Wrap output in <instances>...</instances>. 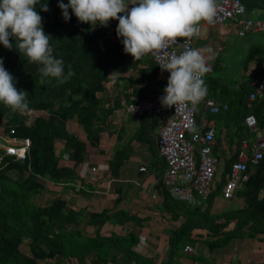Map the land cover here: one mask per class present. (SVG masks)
<instances>
[{
	"label": "trees",
	"instance_id": "obj_1",
	"mask_svg": "<svg viewBox=\"0 0 264 264\" xmlns=\"http://www.w3.org/2000/svg\"><path fill=\"white\" fill-rule=\"evenodd\" d=\"M68 2L64 0L65 4ZM41 3H47L49 8L44 12L38 6L37 11L43 17L45 32L52 37L53 54L64 61L65 74L71 70L75 75L66 83L58 84L55 78L41 76V65L28 63L27 58L15 48L8 50L0 44L4 67L16 78V87L28 93L31 109L21 115L0 103V129H14L18 136L31 139L26 159L3 156L0 165V264H39L40 260L57 255L64 258L85 257L94 250L96 255L88 264H108L110 260L114 263V255L111 256L113 247L119 248L138 264H158L134 250L139 241L136 231L124 236L113 233L103 236L97 232L93 237L84 238L79 230H70L66 226V222H78L82 211L73 208L65 210L66 202L59 198L44 206L28 203L30 192H41L48 181L75 179L87 144L73 132L71 119L82 125L91 145L95 146L105 138L112 108L105 106L107 102L99 93L112 74H116L114 81L119 87L123 82V75L119 74L127 73L131 67L144 78L143 83L124 84L125 89L117 95L116 103L164 94L168 82L160 78L161 68L152 54L134 61L130 54H125L124 46L104 36L106 27L93 31L91 24L80 23L71 9V19L66 22L58 6L59 0H41ZM12 43L15 44L14 39ZM255 103L264 104V99ZM261 117L257 115L263 127L264 119ZM58 139L65 141L60 154L55 147ZM65 153L73 160L70 166L59 165ZM243 182L246 206L222 215L225 223L237 220L230 230H224L219 222L209 224V219L217 220L221 215L213 219L208 216V209L191 207L186 202L173 199L165 191V204L177 214L187 212V219L170 236L166 258L159 264L176 263V257L191 242V231L195 226L207 228L211 237L223 234L215 240L205 241L209 250L224 246L235 237L264 234V157L256 164L255 172ZM113 217L118 222L131 219L124 211L110 213L105 210L91 213L89 223L100 227ZM24 241L29 244V253L24 251ZM200 259L201 256H197L196 260Z\"/></svg>",
	"mask_w": 264,
	"mask_h": 264
},
{
	"label": "crops",
	"instance_id": "obj_2",
	"mask_svg": "<svg viewBox=\"0 0 264 264\" xmlns=\"http://www.w3.org/2000/svg\"><path fill=\"white\" fill-rule=\"evenodd\" d=\"M126 2L132 3V0H126ZM242 2L249 16L254 15L253 19H264V0H242ZM131 7L133 5H129V9ZM237 29L238 27L232 21L203 25L202 33L195 40V44L197 49L205 55L207 66L211 70L219 64L217 60L219 58L216 55L225 51V43L232 34H238ZM250 42L253 43L248 52L247 61L244 60L243 47L240 53L242 55L238 57L241 63L239 75L242 81L228 88L226 85L221 86L219 79H215L210 86H207L206 96H214L228 103L229 109L211 114L203 111L202 101L197 106L198 113L215 125L217 145L214 152L220 160L217 186L201 210L208 209V216L213 219L221 215V218L217 220L208 219L210 225L219 222L224 230L232 229L237 224V220L225 223L222 215L229 210L236 211L246 206L243 181L256 170V165L249 168L246 179L239 183L233 198L223 197L222 189L227 179L229 165L236 160L241 141L244 138L254 139L258 135L257 132L248 131L244 125V116L249 110H254L256 116L262 115L261 118L264 119V104L255 103V101L251 103L248 99L256 78L264 74V39L254 36ZM224 74L226 76V71ZM111 76H113L111 80L113 90L119 94L124 85L117 86L114 81L116 74ZM160 78L166 80L162 71ZM229 90H232L233 96L227 99L225 95H228ZM163 95L165 93L152 94L150 97L160 98ZM231 104H235L234 114L238 121L235 115L230 113ZM105 106L112 108V112L108 118L105 138L100 139L95 146L89 143L82 125L76 119H71L73 132L87 144L84 160L76 169L75 179L60 182L48 181L43 190L37 193L38 196L34 198V202L44 206L54 198H59L66 202L65 210L73 208L82 211L83 215L78 222H66V226L70 230H79L84 238L93 237L97 232L103 236H109L112 233L124 236L131 231H136L139 233V241L134 246V250L142 256L154 259L159 264L166 258L170 236L180 229L187 219V212L177 214L168 204H165L167 190L163 185V170L166 163L159 154L156 144L163 122L155 115L131 114L121 102L105 103ZM64 143L65 141L61 139L55 141L57 154H60ZM72 162L71 155L65 153L61 156L59 165L70 166ZM143 166L146 167L145 170L141 169ZM93 167L98 169L94 172ZM81 169L85 170L84 176L79 173ZM105 210L110 213L124 211L131 216V219L118 222V219L113 217L100 227L89 223L91 213ZM204 219L206 220L205 216ZM210 235L207 228L195 226L191 231L194 243L192 241L188 243L193 246V251L183 250L176 257L175 264H264V234L235 237L228 244L216 246L212 250H209L205 241L215 240L223 234L216 237ZM23 246L24 251H29L27 241L23 243ZM95 255V250L85 257L78 258H64L57 255L40 260L39 264H88ZM112 255H114V263L110 260L108 264H138L117 247L112 248ZM197 256H201V259L196 260Z\"/></svg>",
	"mask_w": 264,
	"mask_h": 264
},
{
	"label": "clouds",
	"instance_id": "obj_3",
	"mask_svg": "<svg viewBox=\"0 0 264 264\" xmlns=\"http://www.w3.org/2000/svg\"><path fill=\"white\" fill-rule=\"evenodd\" d=\"M129 5L133 7L129 9ZM38 6L49 11L48 4L41 0H0V44L8 50L15 48L28 63L41 65L42 77L66 83L75 73L69 70L65 74L64 61L54 56L52 37L45 32ZM58 6L66 22L71 19L69 9L80 23L93 26L107 27L111 20H118L117 36L122 38L125 54L134 61L147 54L157 55L178 38L197 36L201 21L215 22L218 7L217 0H69L67 4L59 0ZM159 66L162 72L170 73L165 95L160 97L162 106H175L176 112L181 108L194 111L207 94L204 76L211 69L205 55L191 48L160 59ZM27 97L26 91L16 87V78L0 58V103L24 115L31 111Z\"/></svg>",
	"mask_w": 264,
	"mask_h": 264
},
{
	"label": "built area",
	"instance_id": "obj_4",
	"mask_svg": "<svg viewBox=\"0 0 264 264\" xmlns=\"http://www.w3.org/2000/svg\"><path fill=\"white\" fill-rule=\"evenodd\" d=\"M217 5L214 23L232 21L238 27L237 33L240 36L264 33V19L246 17V6L242 0H217ZM118 23V20H111L104 36L111 42L124 46L122 38H118L116 33ZM205 24L207 23L201 21L198 25L197 36L178 38L176 43L161 50L157 55L152 54L155 62L159 64L160 59L172 54L179 55L187 49H197L195 40L201 35ZM102 27L104 26L91 25L93 31H98ZM163 73L168 80L170 73L167 71ZM248 99L251 103L264 99V74L256 78ZM122 103L131 114L160 117L163 125L156 144L159 154L166 163L163 170L164 188L177 201L203 207L217 186L220 160L214 152L217 145L215 125L209 123L204 115H200L197 108L194 111L190 108H181L176 112L175 106L170 108L162 106L159 97H147L139 101L123 100ZM202 107L205 113L217 114L227 111L229 104L209 95L203 98ZM244 125L249 132H257L258 135L254 139L244 138L241 141L237 158L231 164L222 189V195L226 199L233 198L239 183L246 179L249 168L258 164L264 157V126H260L256 114L252 111L244 116ZM30 148L29 137L18 136L14 129L0 131V165L3 156H13L17 160L26 159ZM97 169L98 167H93L92 171L95 172ZM141 169L145 170L146 167L143 166ZM79 173L84 176L85 170L81 169ZM185 251H192V247L187 244Z\"/></svg>",
	"mask_w": 264,
	"mask_h": 264
},
{
	"label": "rangeland",
	"instance_id": "obj_5",
	"mask_svg": "<svg viewBox=\"0 0 264 264\" xmlns=\"http://www.w3.org/2000/svg\"><path fill=\"white\" fill-rule=\"evenodd\" d=\"M246 16L250 17V18H255L254 15H248V13L246 12ZM259 37L260 39H264V33H260V34H254V33H248L246 35L240 36L238 34H232L229 39L228 42L225 43V51L221 52L220 54H217L216 56L219 58L217 59L219 64L213 68L209 73L206 74V76H204V80L206 83V87L211 85V82L215 79H219L218 82L221 86H228V88H231L232 86L239 84L242 81V77L239 75V69H241L240 67V59L238 58L239 55L241 57L242 54L241 53V47L244 48V60L245 62L247 61L248 58V52H250L251 50V45L253 42H250L252 37ZM259 42V41H258ZM215 60V61H217ZM220 65V66H219ZM226 71V76L224 74V72ZM211 74V75H209ZM142 76H140V74H138L132 67L129 68V70L127 71V73L123 76V82L120 85H127L130 83V85L132 83H143V78ZM113 79V76H111V79L108 80L107 82L104 83V87L102 88V90L100 91L99 95L102 96L105 101L107 103H114L115 99L117 97V93L114 92L113 90V86L111 85V80ZM123 89H125V87H123ZM233 96V92L232 90H229L228 95H225V98L230 99ZM234 106L235 104H231V109H230V113L234 114ZM236 119L237 116L236 114H234ZM238 121V119H237ZM75 122V121H74ZM30 197L28 200L29 205H32L34 202V198H37V193L31 191L30 192ZM190 241H192L194 243V240L190 239ZM192 247V251H193V246L190 245ZM24 247V246H23ZM190 251V252H192Z\"/></svg>",
	"mask_w": 264,
	"mask_h": 264
}]
</instances>
